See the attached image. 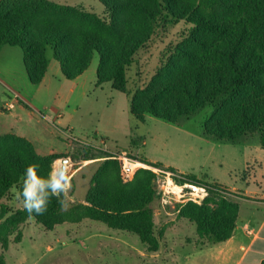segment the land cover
<instances>
[{
	"label": "trees",
	"instance_id": "16d2710c",
	"mask_svg": "<svg viewBox=\"0 0 264 264\" xmlns=\"http://www.w3.org/2000/svg\"><path fill=\"white\" fill-rule=\"evenodd\" d=\"M100 2L109 19L51 0H0V48L22 49L28 76L35 84L47 71V48L53 50L67 79L82 75L97 53L98 84L111 81L114 89L126 93L130 112L138 121L150 115L180 125L181 119L209 108L203 122L204 138L242 144L258 134L264 148V0ZM180 23L185 27L160 52L158 67L148 82L130 86V72L140 63L139 51L158 33ZM136 75L142 76L139 68ZM18 145L38 158L25 144L0 140V200L14 186L22 190L26 168L34 163L24 152L13 150ZM88 149L83 160L108 157L102 167L106 179L96 175L85 202L70 201L68 210L53 197L43 215L29 216L17 209L6 218L10 210L0 205V244L5 250L8 235L28 217H35L47 229L67 218L89 217L130 230L146 244H154L151 250H158L153 210L147 207L154 198L150 170L137 169L125 180L116 154ZM149 164L171 172L180 183L205 187L211 201L222 200L214 207L209 202L188 206L187 217L196 224L201 239L216 244L233 235L237 204L227 200L220 184L203 183L196 174L180 173L173 166ZM37 174L45 178L38 168ZM2 257L0 264H4Z\"/></svg>",
	"mask_w": 264,
	"mask_h": 264
},
{
	"label": "rangeland",
	"instance_id": "374dc122",
	"mask_svg": "<svg viewBox=\"0 0 264 264\" xmlns=\"http://www.w3.org/2000/svg\"><path fill=\"white\" fill-rule=\"evenodd\" d=\"M51 1L109 19L100 0ZM184 27L183 23L169 26L146 43L137 55L140 63L130 72V86L148 82L158 67V55ZM46 58L47 71L35 84L28 76L22 49L10 45L0 48V140L33 148L38 158L24 147L13 146L14 151L32 159L45 178L53 168L59 171L64 164L71 179L69 201L75 202H85L89 188L96 184V175L105 178L102 167L108 157L83 160L88 148L126 154L141 161V168L151 172L154 198L147 207L153 210L158 250H151L154 244H146L130 230L89 217L67 218L51 229L35 217H28L8 235V249L0 244L4 264H188L189 258H179L175 252L181 253L178 250L183 251L187 245L201 249L211 244L196 233V224L187 217L188 206L209 202L214 207L222 200L211 201L212 195L205 187L196 185L198 188L192 189L173 181L170 172L149 163L179 166L196 174L203 183L220 184L227 200L237 204V222L243 215L241 206L244 211L247 204H255L263 195L264 148L258 134L242 144L204 138L203 122L209 108L190 119H181L180 125L150 115L144 122L138 121L130 112L126 93L114 89L111 81L98 84L97 53L90 67L75 79L64 77L50 47ZM138 68L142 71L140 78L136 75ZM65 158L67 161L62 162ZM16 190L14 186L0 200V205L10 210L6 218L23 209L15 197Z\"/></svg>",
	"mask_w": 264,
	"mask_h": 264
},
{
	"label": "crops",
	"instance_id": "0c3cea01",
	"mask_svg": "<svg viewBox=\"0 0 264 264\" xmlns=\"http://www.w3.org/2000/svg\"><path fill=\"white\" fill-rule=\"evenodd\" d=\"M151 161H159L151 159ZM181 172H191L175 166ZM255 204H247L241 213L233 235L222 242L201 249L183 246L179 258H189L188 264H262L264 261V192ZM191 248V249H189ZM173 253V252H172ZM193 256V257H191Z\"/></svg>",
	"mask_w": 264,
	"mask_h": 264
},
{
	"label": "clouds",
	"instance_id": "9594fccd",
	"mask_svg": "<svg viewBox=\"0 0 264 264\" xmlns=\"http://www.w3.org/2000/svg\"><path fill=\"white\" fill-rule=\"evenodd\" d=\"M37 165H28L24 174L22 190L15 191V197L20 200L29 216L33 213L43 215L53 197L56 198L62 209L66 208L71 190V179L68 169L57 171L53 168L47 178L37 174Z\"/></svg>",
	"mask_w": 264,
	"mask_h": 264
},
{
	"label": "built area",
	"instance_id": "2783aa9c",
	"mask_svg": "<svg viewBox=\"0 0 264 264\" xmlns=\"http://www.w3.org/2000/svg\"><path fill=\"white\" fill-rule=\"evenodd\" d=\"M114 158H116L117 160H119L121 162L122 176L125 180L132 178L135 171L137 169H139V167L141 168V165H144L141 161L134 159L132 157H129L126 154L125 155H117V156H114ZM168 176H169V178L174 179L173 181L177 182V179L173 177L171 172L168 173ZM184 184L186 186H189L192 189L198 188L194 184H189V183L187 184V182H184ZM203 190H205V189H203Z\"/></svg>",
	"mask_w": 264,
	"mask_h": 264
},
{
	"label": "water",
	"instance_id": "95a60500",
	"mask_svg": "<svg viewBox=\"0 0 264 264\" xmlns=\"http://www.w3.org/2000/svg\"><path fill=\"white\" fill-rule=\"evenodd\" d=\"M65 161H67V158L63 159L62 162H65ZM62 169H65V165L64 164L62 165Z\"/></svg>",
	"mask_w": 264,
	"mask_h": 264
},
{
	"label": "bare ground",
	"instance_id": "6f19581e",
	"mask_svg": "<svg viewBox=\"0 0 264 264\" xmlns=\"http://www.w3.org/2000/svg\"><path fill=\"white\" fill-rule=\"evenodd\" d=\"M57 168H58V166H57ZM192 184V183H191ZM199 191V190H198Z\"/></svg>",
	"mask_w": 264,
	"mask_h": 264
}]
</instances>
